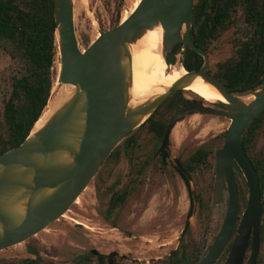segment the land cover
Instances as JSON below:
<instances>
[{
	"label": "water",
	"instance_id": "95a60500",
	"mask_svg": "<svg viewBox=\"0 0 264 264\" xmlns=\"http://www.w3.org/2000/svg\"><path fill=\"white\" fill-rule=\"evenodd\" d=\"M55 40L60 70L45 106L64 86L44 124L35 122L25 140L0 153V250L26 241L60 218L87 188L111 152L131 131L144 124L167 99L201 78L227 100L222 109L193 103L171 119L161 150L168 146L170 130L190 112L230 119L222 147L216 151L213 206L228 208L215 238L208 243L197 264H216L227 244L231 249L224 264H257L263 222L260 176L243 145L247 127L264 112V84L249 94H236L208 73L209 56L195 45L191 31L196 0H140L116 27L81 48L75 26V0H53ZM161 27L162 55L182 44L181 66L188 49L204 59L198 70H187L164 92L133 103V51L146 34ZM172 64V63H170ZM248 183V200L242 211L235 170ZM241 215V216H240ZM240 216V218H239ZM240 219V220H239ZM239 222V223H238ZM188 226V225H187ZM252 235V240L250 237ZM116 252L110 255V264Z\"/></svg>",
	"mask_w": 264,
	"mask_h": 264
},
{
	"label": "rangeland",
	"instance_id": "374dc122",
	"mask_svg": "<svg viewBox=\"0 0 264 264\" xmlns=\"http://www.w3.org/2000/svg\"><path fill=\"white\" fill-rule=\"evenodd\" d=\"M138 4L137 0H75V26L81 48L89 46L99 36V31L115 27L118 12L121 21L125 20ZM242 18L238 12L231 26L213 41L212 65L235 55L238 40H244L251 32L252 26ZM182 57L180 49L172 64L179 61L181 65ZM60 65L58 56L55 64L57 74ZM22 72L21 61L12 58L0 41V121L12 92L13 79ZM207 102L222 109L220 102ZM169 106L167 104L163 108L170 111ZM229 124L227 117L196 112L185 116L173 129L174 150L182 146L181 151L186 152L199 145H206L211 150L210 166L201 171L192 184L195 190H200L207 197L212 196L215 180L213 152L222 146ZM250 156L264 164V120L257 129L256 138L250 142ZM122 162L123 159L117 157L104 164L80 195V204L73 206L72 211L78 215L68 212L72 217L96 227L95 230L76 225L68 218L58 219L27 241L0 250V264H76L79 258L96 260L95 256H90L92 248L102 253L117 250L127 255L128 259L118 260L119 264H163L172 250L179 248L181 252V231L190 205L183 181L172 169H151L134 178ZM131 177L133 182L137 181L130 182L131 194L127 203L118 207L113 215L117 225L114 227L103 217L104 203ZM236 179L243 211L248 200V184L241 171L236 173ZM96 186L100 196L96 193ZM97 196L103 201H99ZM225 210L226 204L210 205L200 215L191 216V226L184 237L188 252L198 247L202 256L205 247L217 234ZM258 264H264V237Z\"/></svg>",
	"mask_w": 264,
	"mask_h": 264
},
{
	"label": "trees",
	"instance_id": "16d2710c",
	"mask_svg": "<svg viewBox=\"0 0 264 264\" xmlns=\"http://www.w3.org/2000/svg\"><path fill=\"white\" fill-rule=\"evenodd\" d=\"M211 1L196 0L194 7L193 23L199 30L197 28V32L194 30L191 35L202 47L213 35L210 30L212 21L220 17V11H216L215 7L208 11ZM213 2L218 3V0ZM252 4L256 17L262 14L260 30L252 40L244 43L236 58L218 64L217 76L236 94H249L264 84V2L255 1ZM120 21L118 12L115 27ZM55 27L53 0H0V41L5 44L12 58L21 61L23 71L14 77L11 95L4 106L0 121V153L25 140L47 104L57 75ZM177 51L175 49L174 53ZM173 59L174 56L167 61L172 63ZM201 63L202 58L196 52H188L185 58L187 69H197ZM167 104H170V109L179 108L178 94L170 97L165 102ZM154 118H150L146 124ZM263 120L264 112L245 131L243 145L248 154L250 142L256 138L257 129ZM254 164L264 195V164L257 160ZM261 232L264 235V197ZM174 254L169 264H193L197 257V252L190 257Z\"/></svg>",
	"mask_w": 264,
	"mask_h": 264
},
{
	"label": "flooded vegetation",
	"instance_id": "af4514ba",
	"mask_svg": "<svg viewBox=\"0 0 264 264\" xmlns=\"http://www.w3.org/2000/svg\"><path fill=\"white\" fill-rule=\"evenodd\" d=\"M255 1H263L264 2V0H218V3H214L212 0L210 2L208 11H211L213 7H215L216 11H220V13H219L220 17H218V19H214L212 21V25L210 27L211 28L210 30L213 32V35L209 37V39L207 40L206 43H203V45H204L203 47L198 45L192 37L195 45L198 46L199 48L203 49L209 56L208 73L210 75L219 78L217 76V73L219 72L218 64L223 63V62H225L231 58H236L240 49L243 48L244 43H246L249 40H252L254 38V36L256 35L257 31L260 30V26L262 23V20L260 17L262 14L260 16L256 17V15L254 13V9H253V4H252ZM261 7H262V4H261ZM238 12L242 14V16H243L242 19L244 20V22L246 24H249L252 26L251 32L248 34V36L244 40H242V41L238 40V48H237L235 55L231 56L230 58H228L224 61H220V62H217L216 64L212 65L211 64V58H210L212 43L219 36V34H221L224 30L228 29L231 26V24L233 23V19L236 17V14ZM263 22H264V20H263ZM197 28L199 30V27L194 25V23H193L191 32H193L194 30H195V32H197ZM175 49H177V50L181 49L182 50V44H178L173 50L169 51L167 54V59L171 60L173 58V56L175 58L176 53H177V52L174 53ZM189 51H193V50H191L189 48L187 51V54ZM199 56L202 58V63L199 66V68H200L203 65L204 59L201 55H199ZM164 64L167 67H173L175 65V64H170L165 58H164ZM199 68H197V69L188 68V70H198ZM175 94H178L179 108H175V109L171 108L170 109V106H169L168 109L170 111L165 110L163 108V106L165 105V102L168 100L167 99L164 103H162L158 107V109L155 111V113L150 117V118H152L153 116H155L154 120L151 121L150 123L146 124V122L150 119L149 118L140 127L131 131L130 133H128V135L123 139V141H121V143L107 157V159L102 164V166L104 164H106L107 162H109L113 158L121 157V160L123 159V161H124L122 163L125 165L126 169L129 171V173L131 172V176H133L134 178L135 177L138 178L140 176V174H142L148 170H151V169H157V170H170V169H172L177 173V175L181 178V180L183 181V183L185 185L187 194L189 196L190 205H189V208H188L187 213H186V221H185L184 227L181 231L180 243L182 245V250H181V252H180L179 248H175L174 250H172V252L169 254V257L167 258V260H165L163 262V264H169L171 259L175 256L174 253H177L178 257H183L184 255H186L187 257H190L195 252H197V257H196L195 261L193 262V264H197L198 261L202 257L200 250L198 247H196L191 252H188L187 246L185 245L184 237L188 233V230L191 226V216H193L195 214L200 215L210 205H211V207H214L213 206V194H214L215 180H216L215 161H216L217 149L213 152L214 153L215 180L213 183L212 196L207 197L204 194H202V192H200V190H195L193 188L192 184H193V181L199 175V173L201 171H204L205 169H207L210 166L208 161L211 158V153H212L211 150L206 145L196 146L192 150L186 151V152L183 149H182L183 151H181L182 146H180L177 151L174 150L173 147H175V145H174V138H173V129L176 125L169 132L168 146L164 150H161V147H162L163 142H164V136H165L166 129H167L171 119L174 117V115L177 112H179L184 107L189 106L193 103H201L202 102L205 105L211 106L212 108H214L213 107L214 104L208 103L203 98H201V96L199 97L196 94H193L192 92H184L183 90H180ZM219 105L222 107L221 103H219ZM196 112H199V111H196ZM196 112H190L187 115L193 114ZM184 118H185V116L180 121H182ZM225 137H226V133H225ZM224 141H225V139H224ZM223 144H224V142H223ZM223 144H222V146H223ZM247 154H248V152H247ZM248 155L251 158L252 162L254 163L255 160L250 156V154H248ZM102 166H101V168H102ZM99 170L96 172L95 176L98 174ZM239 171H241V170L240 169L235 170V176H236V173H238ZM133 180L134 179L132 177L129 180H127V182L120 189H117L112 193V196L109 197L108 202L104 203V204H106V208L102 211L103 217L107 221V223L113 224L114 227H117V225L114 224L115 220L113 218V215L116 213L118 207H122L125 203H127V200L131 194L130 182H133ZM136 181H137V179L134 182H136ZM133 183H132V185H133ZM237 186H238V184H237ZM99 192H100V190L96 186V193L98 194ZM98 195L100 196V194H98ZM223 195L225 197V202L216 205V206H220V205L226 204V210H225L222 222L224 220V217H225V214H226V211L228 208L229 193L224 192ZM97 198H98V196H97ZM79 199H80V196L70 206V208L67 210V212H65L58 219H61V218L67 219L68 218L71 221H73L76 225H82L86 229L93 231V230H95L96 227H92L89 224L85 223L83 220L76 218V216L72 217L70 214H68V212L72 211L73 206L80 204ZM98 200H99V198H98ZM99 201H103V200L100 198ZM72 213L74 215H78V213H76L75 211H72ZM240 216H239V218H240ZM262 224H263V222H262ZM262 224H261V226H262ZM221 225H222V223H221ZM221 225H220V227H221ZM220 227H219V230H220ZM219 230H218V232H219ZM260 236H261V244H262V240H263L264 235L261 232V227H260ZM233 240H234V237L227 244L226 248L224 249L223 253L221 254L220 258L217 260V262L222 261L223 257H225L223 264L225 263V261L228 257L229 251L231 249ZM251 240H252V235L250 237L249 243L251 242ZM206 247H205V249H206ZM260 249H261V247H260ZM113 252L117 253L113 258V264H119L118 260H122V259L127 260L128 259L127 255L121 254L117 250H113V251H110L108 253H102L98 249L92 248V249H90L89 253H90V256H95L96 260H93V258H91V257L90 258L84 257L82 259L79 258V261L76 264H96V263L97 264H110V255ZM250 253H251V251L248 250L247 254H246L245 261L248 260ZM259 255H260V253H259ZM217 262H216V264H217ZM244 264H245V262H244Z\"/></svg>",
	"mask_w": 264,
	"mask_h": 264
},
{
	"label": "bare ground",
	"instance_id": "6f19581e",
	"mask_svg": "<svg viewBox=\"0 0 264 264\" xmlns=\"http://www.w3.org/2000/svg\"><path fill=\"white\" fill-rule=\"evenodd\" d=\"M138 3L140 0H137ZM162 28L158 27L146 34L134 46L133 59V103L137 104L156 93L164 92L176 80L186 74L187 70L179 61L173 67L164 64L162 55ZM58 56L60 52L58 49ZM61 66V65H60ZM60 70V69H59ZM59 73V72H58ZM57 86V81L55 82ZM209 102H227L226 98L211 84L199 78L186 88ZM74 90L72 86H64L58 95L53 98L45 108L41 118L37 121L35 129L40 128L48 118L51 109L57 104L61 95H69Z\"/></svg>",
	"mask_w": 264,
	"mask_h": 264
}]
</instances>
